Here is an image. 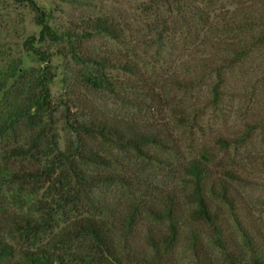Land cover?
<instances>
[{
	"label": "rangeland",
	"instance_id": "obj_1",
	"mask_svg": "<svg viewBox=\"0 0 264 264\" xmlns=\"http://www.w3.org/2000/svg\"><path fill=\"white\" fill-rule=\"evenodd\" d=\"M34 1L58 33L107 18L120 36L40 40L34 8L0 0V225L17 253L44 245L67 221L92 213L88 201L71 206L63 198L74 183V165L117 177L92 190L95 200L121 210L142 200V235L168 234L169 220L176 221L174 264H264V29L255 21L264 15V0ZM246 8L253 21L244 20ZM28 40L50 56L53 75L50 112L33 122L28 108L45 64ZM217 43L256 44L236 58ZM72 53L135 66L104 68L109 84L94 87L83 75L95 68ZM66 99L80 103L66 110ZM81 103L85 109L76 107ZM90 113L158 139L140 149L120 148L75 133L71 122ZM34 140L45 151L31 152ZM90 152L106 162L78 156ZM202 154L210 159L211 179L221 177L233 188L231 204L211 198L229 252L216 244L214 226L198 219L192 198L187 163Z\"/></svg>",
	"mask_w": 264,
	"mask_h": 264
},
{
	"label": "trees",
	"instance_id": "obj_2",
	"mask_svg": "<svg viewBox=\"0 0 264 264\" xmlns=\"http://www.w3.org/2000/svg\"><path fill=\"white\" fill-rule=\"evenodd\" d=\"M16 1L28 3L34 8L36 21L41 26L40 40L82 39L92 33H107L114 38L120 36L119 30L107 18H98L81 30L68 29L58 33L48 25L45 12L36 5L34 0ZM243 13L246 14L244 20L250 18L249 20L253 21L248 8L246 11L243 10ZM255 21H258L264 29V15L257 16ZM31 40H34V37ZM27 43L45 64L37 78V93L34 94L28 108L30 122H33L35 118L50 112L49 81L53 75L50 71V56L46 52L34 48L29 40ZM255 44L250 43L238 47L233 43H217L216 47L231 52L233 56L239 58L249 53ZM72 56L77 61L95 68L94 72L83 75V79L94 87H103L109 84L103 74L104 68L117 64L131 71L135 66L132 62L122 63L117 58L113 60L110 56L96 58L92 55L78 53H72ZM219 69L220 67L215 68L216 71ZM76 101L78 100L66 99L63 106L69 110L74 107ZM81 104L82 106L77 105L76 107L85 109L86 105ZM70 126L77 134L98 135L120 148L140 149L145 144L156 143L158 139L152 132L136 130L130 125L111 122L94 113L88 114L86 120L75 119ZM28 146L31 152L32 150L37 151L40 148L38 146H41L45 151L44 146L37 143L36 140L31 141ZM78 156L83 160H91L95 163L106 162L97 153H79ZM209 160V157L202 154L199 158L192 159L187 163V170L193 177L195 185L192 198L198 203V219L214 226L215 242L219 248L227 252L228 243L223 238L222 226L217 225V221L221 220V217L212 211L211 198L218 197L231 204L234 198L230 195V191L233 188L221 177L216 180L211 179L213 174L208 166ZM70 168L74 183L67 185L63 198H65L66 204L71 206H74L78 201H88L92 207V213L70 219L57 233L50 236L44 245H36L32 249L20 250L18 253L6 240L5 231L0 225V264H174L170 255L178 238L176 221L169 220L170 232L168 234L147 232L142 235L139 225L142 200H137L135 204H131L130 207L123 210L117 204L104 200L97 201L91 197L92 190L117 181V177L109 173L91 175L74 165ZM149 212L154 214L155 211ZM167 213L168 215L172 214L170 210ZM243 233L248 238L247 233L245 231ZM16 255L20 256L19 260L15 259ZM256 263L259 264V262Z\"/></svg>",
	"mask_w": 264,
	"mask_h": 264
}]
</instances>
